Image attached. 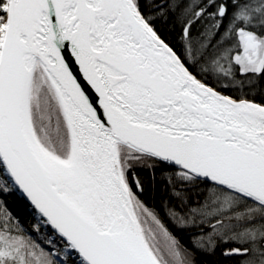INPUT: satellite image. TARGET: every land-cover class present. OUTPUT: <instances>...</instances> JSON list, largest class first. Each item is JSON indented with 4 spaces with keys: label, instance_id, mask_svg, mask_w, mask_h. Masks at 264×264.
I'll return each instance as SVG.
<instances>
[{
    "label": "snow or ice",
    "instance_id": "snow-or-ice-1",
    "mask_svg": "<svg viewBox=\"0 0 264 264\" xmlns=\"http://www.w3.org/2000/svg\"><path fill=\"white\" fill-rule=\"evenodd\" d=\"M261 83L264 0H0V209L34 221L0 210V264H194L145 167L200 248L264 264Z\"/></svg>",
    "mask_w": 264,
    "mask_h": 264
},
{
    "label": "trees",
    "instance_id": "trees-1",
    "mask_svg": "<svg viewBox=\"0 0 264 264\" xmlns=\"http://www.w3.org/2000/svg\"><path fill=\"white\" fill-rule=\"evenodd\" d=\"M176 31L179 32V27H177ZM249 91L250 90L248 88L233 86L227 94L239 96L244 95ZM251 91L252 95H250L249 98H254L257 102H264V83L257 85L256 89ZM146 163L152 162L148 161ZM155 175L157 178L153 180L152 173L146 167L136 170V176L141 180L144 186V193L141 195V199L150 208H155L159 212V215L165 225L176 236L181 246L190 253L194 264H241L245 257L223 255V252L229 248L240 247L237 243H219L214 252L206 251L199 247L202 243L200 238L202 236L206 237L211 231L206 224L203 227L187 226L179 228L175 226L174 221L170 219L165 214V210L161 208V202L169 199L166 185L161 181L159 172H156ZM0 210H6L16 216L26 229L30 230L31 224L34 223L30 211L26 210L24 205L13 198H8L5 201V208Z\"/></svg>",
    "mask_w": 264,
    "mask_h": 264
}]
</instances>
